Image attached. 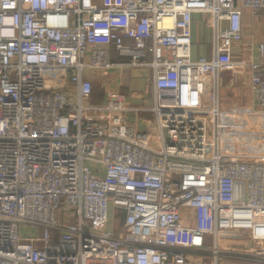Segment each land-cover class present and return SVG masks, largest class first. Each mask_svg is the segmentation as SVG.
Instances as JSON below:
<instances>
[{"label": "built area", "instance_id": "2783aa9c", "mask_svg": "<svg viewBox=\"0 0 264 264\" xmlns=\"http://www.w3.org/2000/svg\"><path fill=\"white\" fill-rule=\"evenodd\" d=\"M244 9L264 0H0V264H264V162L219 148ZM194 14L213 59L192 58ZM242 65L264 110V71ZM131 71L151 107L93 103L94 76Z\"/></svg>", "mask_w": 264, "mask_h": 264}, {"label": "crops", "instance_id": "0c3cea01", "mask_svg": "<svg viewBox=\"0 0 264 264\" xmlns=\"http://www.w3.org/2000/svg\"><path fill=\"white\" fill-rule=\"evenodd\" d=\"M242 13L243 40L233 48L235 68L218 74L221 118L219 148L223 155L239 153L250 161L264 162V110L256 103L252 94L251 73L242 65L251 62L259 63L264 71V54H261L259 50L260 46H264V12L254 15L251 10L244 9ZM211 24L209 15H193V60L214 58L215 45ZM148 75L149 72L146 71H131L122 75L116 72L99 77H106L108 86L104 90L120 92L123 91L121 82L119 84L113 79L126 78L128 84L124 91L129 96L130 92L143 90L140 80H143L144 76H147L148 80ZM110 81L113 82L110 83ZM147 85L149 86V82ZM132 102L134 104L137 101Z\"/></svg>", "mask_w": 264, "mask_h": 264}, {"label": "rangeland", "instance_id": "374dc122", "mask_svg": "<svg viewBox=\"0 0 264 264\" xmlns=\"http://www.w3.org/2000/svg\"><path fill=\"white\" fill-rule=\"evenodd\" d=\"M105 78L106 77H99V76H94L92 78V81H93V84H94V99H93V103L94 104H99L101 103V99L103 98L104 96V88L107 87L108 85H106V81H105ZM119 78V77H118ZM143 80H140L142 83L141 85H143L142 87L143 90L139 91V93H141L142 95H146L145 97V106L146 107H151L152 106V103H153V94H152V87H148V80H147V76H144L142 78ZM120 80V81H118ZM113 79L114 82H121V88L123 91H121L122 94L126 95L127 94L125 93V87L126 85L128 84V80L126 78H123V79ZM112 81V82H113ZM110 81V83H112ZM120 84V83H119ZM118 85V84H117ZM120 86V85H118ZM136 106H143V103L141 102H135L134 103ZM145 118H151L149 117V115L147 116H144ZM112 216H114V214H112ZM187 226H190L189 223H187ZM117 227V228H116ZM110 228H116L119 229V226H115L114 225H111ZM21 235L24 237V238H29V237H32L34 235V231L33 229L31 228H27V227H22L21 229ZM223 243H226V245L230 248V249H250V248H253L254 246L253 245H249L245 242H241V240H238L237 238L235 237H232V236H227L225 239H221L220 240V244H223ZM196 263L198 264H201L202 261L204 264H210V260L209 258H204V260H201V259H196L194 260Z\"/></svg>", "mask_w": 264, "mask_h": 264}]
</instances>
